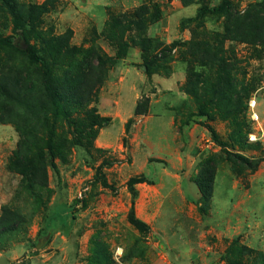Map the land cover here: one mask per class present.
Instances as JSON below:
<instances>
[{"label":"rangeland","instance_id":"374dc122","mask_svg":"<svg viewBox=\"0 0 264 264\" xmlns=\"http://www.w3.org/2000/svg\"><path fill=\"white\" fill-rule=\"evenodd\" d=\"M222 1L0 0V264H116L119 249L123 264H264V45L224 40L222 14L195 19ZM16 22L58 106L1 43L22 41Z\"/></svg>","mask_w":264,"mask_h":264},{"label":"trees","instance_id":"16d2710c","mask_svg":"<svg viewBox=\"0 0 264 264\" xmlns=\"http://www.w3.org/2000/svg\"><path fill=\"white\" fill-rule=\"evenodd\" d=\"M5 4H9L10 0H3ZM205 14H222L226 18V24H225V30L223 33V39L226 41L231 42H241V43H247V44H253V45H264V0L261 2L250 4L249 7L243 11L240 12L235 8L234 2L232 0H223L222 3L213 8L208 7H202L199 9L197 16L195 19L200 18L201 16ZM14 31L17 32L20 40L24 41L27 48L24 49L21 46V42L17 43L16 40H14L12 37L3 39L1 43L8 47L16 48L20 50L21 52L25 53L28 57V60L35 65H39L41 69L44 72L43 77V83L48 91L53 103L55 106H58L59 101H57V97L59 96L58 93L54 90V88L51 86V66L49 65L48 61L40 55L39 51L36 47L31 45L24 32L21 29L20 22L15 23ZM219 37L216 38L215 42L216 48H214L217 52L219 49L220 41L223 40ZM149 43L151 46L154 45H163V43L157 39V38H151L149 40ZM160 43V44H159ZM175 45V43H173ZM156 50V47H154ZM215 50L208 49L211 53H216ZM218 62H223L222 60H218ZM223 64V63H222ZM225 65V64H223ZM150 64H145V73L147 75H150ZM225 66H218L219 68V74L222 76V82L225 85V77L226 75V69ZM148 111V105L143 106L142 110L140 109V106L138 105L135 114L138 116L144 115ZM130 122L127 124V131L129 130ZM240 161H244V158L241 156H238ZM262 160H257L256 162L252 163L248 161V166L252 170H256L259 167V164ZM208 170V169H207ZM207 170H203V174L205 175V178L203 180V184L201 187L202 193L204 198L207 199V201L211 197V192L207 187L209 186L211 188L212 186V179L211 177L208 178V173H206ZM100 183L103 188L109 189L111 191H115V187L113 184H110L105 177L104 174H102L101 170L98 172ZM142 183H150L147 177L144 176H135L131 177L128 182L127 186L129 191L131 192L133 196L132 206L129 211L128 220L130 224L139 230L140 232H147L149 230V226L140 220L135 213V198L137 197V190L135 188L136 185L142 184ZM209 190V193H208Z\"/></svg>","mask_w":264,"mask_h":264},{"label":"built area","instance_id":"2783aa9c","mask_svg":"<svg viewBox=\"0 0 264 264\" xmlns=\"http://www.w3.org/2000/svg\"><path fill=\"white\" fill-rule=\"evenodd\" d=\"M116 264H123L122 263V250L119 249L117 252H116Z\"/></svg>","mask_w":264,"mask_h":264},{"label":"water","instance_id":"95a60500","mask_svg":"<svg viewBox=\"0 0 264 264\" xmlns=\"http://www.w3.org/2000/svg\"><path fill=\"white\" fill-rule=\"evenodd\" d=\"M21 46H22V48H24V49L27 48V46L25 45L24 41L21 42Z\"/></svg>","mask_w":264,"mask_h":264},{"label":"crops","instance_id":"0c3cea01","mask_svg":"<svg viewBox=\"0 0 264 264\" xmlns=\"http://www.w3.org/2000/svg\"><path fill=\"white\" fill-rule=\"evenodd\" d=\"M263 101H264V97H263Z\"/></svg>","mask_w":264,"mask_h":264}]
</instances>
